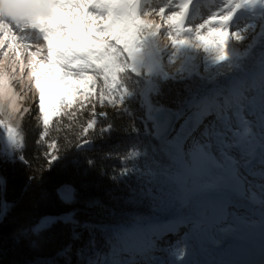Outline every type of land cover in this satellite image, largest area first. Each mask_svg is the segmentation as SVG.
Segmentation results:
<instances>
[{"label":"rangeland","instance_id":"1","mask_svg":"<svg viewBox=\"0 0 264 264\" xmlns=\"http://www.w3.org/2000/svg\"><path fill=\"white\" fill-rule=\"evenodd\" d=\"M10 10L0 6L2 156L24 146L22 120L34 108L48 126L96 94L109 108L139 100L145 117L168 106L180 116L173 136L160 144L139 132L128 159L157 170L156 192H132L145 213L118 234L120 253L102 264L230 260L205 255L203 238H233L253 226L246 207L264 211V0H49L43 18L65 50L21 29ZM6 26L16 30L15 45ZM171 86L180 103L165 97ZM6 214L0 196V221ZM56 220L41 219L35 231Z\"/></svg>","mask_w":264,"mask_h":264},{"label":"trees","instance_id":"2","mask_svg":"<svg viewBox=\"0 0 264 264\" xmlns=\"http://www.w3.org/2000/svg\"><path fill=\"white\" fill-rule=\"evenodd\" d=\"M168 89V102L180 103L182 92ZM143 111L139 100L128 108H109L96 94L48 126L36 108L24 115V146L8 160L0 152V196L7 203L0 221V264H102L120 253L118 234L147 206L130 202L132 192H156L157 170L128 162L137 134L145 132ZM66 184L76 189L72 205L57 193ZM47 216L57 220L36 232Z\"/></svg>","mask_w":264,"mask_h":264},{"label":"bare ground","instance_id":"3","mask_svg":"<svg viewBox=\"0 0 264 264\" xmlns=\"http://www.w3.org/2000/svg\"><path fill=\"white\" fill-rule=\"evenodd\" d=\"M48 3L49 0H0V6L7 8V10L11 9L10 11L13 13V19H19L21 22L19 27L21 29H29L30 32H35L38 37L41 36L51 41L50 43L54 48H62L61 50H65L66 48L63 47L62 43L54 42L56 32L51 24L46 22L43 18ZM21 7L27 8L29 11L22 14L18 13L16 10ZM6 28L9 32L4 36L8 39H12L14 41L12 44L15 45L17 39L16 30L11 32L7 26ZM260 45L261 44H258V48H260ZM99 67L104 70L106 69L103 64L99 65ZM237 138L238 136L235 135L233 138L235 142L232 140L234 146L236 145ZM245 210L253 213V217L249 218L250 220L247 222H253V226L249 227L247 224L240 226L242 221H235V226L240 227L236 234H233V238L232 236L230 237V234H221L219 232L212 238V240L214 239L217 241L216 243L211 241V237L214 235L208 234V236L203 238L204 243H206V247L203 250L205 255L217 256L225 254V256L227 255L230 257V260L222 257L223 260H218L216 264H249L254 261H259L260 264H264V211L254 210L250 206L246 207ZM246 220L247 218L245 221Z\"/></svg>","mask_w":264,"mask_h":264},{"label":"water","instance_id":"4","mask_svg":"<svg viewBox=\"0 0 264 264\" xmlns=\"http://www.w3.org/2000/svg\"><path fill=\"white\" fill-rule=\"evenodd\" d=\"M180 120L179 114L172 108L162 105L157 107L149 116H146L145 119H141V122L144 124V136L150 137L158 143H164L166 140H169L176 129ZM151 125V129L150 126ZM110 127L106 129L109 132ZM152 130V133H151ZM88 148L89 145H85L82 148ZM261 153V148L258 147L255 152L252 154L253 163H257L259 160V155ZM58 196L60 200L67 205H72L76 201V189L72 185H63L58 191Z\"/></svg>","mask_w":264,"mask_h":264},{"label":"snow or ice","instance_id":"5","mask_svg":"<svg viewBox=\"0 0 264 264\" xmlns=\"http://www.w3.org/2000/svg\"><path fill=\"white\" fill-rule=\"evenodd\" d=\"M18 13H25V12H27V11H29V9H27V8H24V7H21V8H18L17 10H16ZM206 122V121H205ZM214 129H212L211 127L209 128V129H206L205 131H204V133H203V135L205 136V138H207V139H210L211 138V133H212V131H213ZM187 141H185V143H186Z\"/></svg>","mask_w":264,"mask_h":264},{"label":"built area","instance_id":"6","mask_svg":"<svg viewBox=\"0 0 264 264\" xmlns=\"http://www.w3.org/2000/svg\"><path fill=\"white\" fill-rule=\"evenodd\" d=\"M5 160H8V157L7 158H4Z\"/></svg>","mask_w":264,"mask_h":264}]
</instances>
